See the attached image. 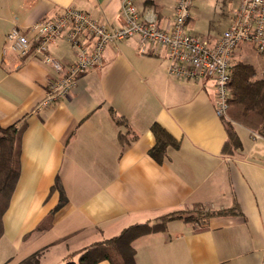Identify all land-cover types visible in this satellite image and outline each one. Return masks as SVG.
I'll return each mask as SVG.
<instances>
[{
	"label": "crops",
	"instance_id": "1",
	"mask_svg": "<svg viewBox=\"0 0 264 264\" xmlns=\"http://www.w3.org/2000/svg\"><path fill=\"white\" fill-rule=\"evenodd\" d=\"M171 1L136 0V6L167 28ZM237 1L223 0L219 16L203 30L189 16L188 30L213 42ZM120 6L121 0H0V127L25 122L19 177L3 214L0 264H18L41 249L38 264H61L67 254L130 224L195 205L234 212L203 223L175 218L164 230L135 238V264H264V137L234 123L241 148L223 152L227 134L215 113L213 80L170 75L164 48L140 53L138 38L131 37L107 45L101 65L80 74L66 97L38 108L53 71L31 55L3 52L12 27L32 37L35 23L66 7L114 26L121 22ZM49 52L63 63L77 56L65 32ZM233 60L252 65L255 79L264 74V51L249 44L238 45ZM111 108L126 124L113 121ZM152 123L177 141L161 162L149 154ZM56 176L66 201L48 229L36 230L58 204L51 189Z\"/></svg>",
	"mask_w": 264,
	"mask_h": 264
},
{
	"label": "built area",
	"instance_id": "2",
	"mask_svg": "<svg viewBox=\"0 0 264 264\" xmlns=\"http://www.w3.org/2000/svg\"><path fill=\"white\" fill-rule=\"evenodd\" d=\"M190 8L191 0H176L169 26L162 28L153 13L140 14L136 0H121V22L114 26L79 8L66 7L53 19L35 23L32 37L12 27L5 36L3 52L31 55L53 71L54 77L38 105L41 108L66 97L80 74L100 66L107 45L137 37L140 53H147L149 47L166 50L170 75L186 80H213L215 113L224 117L229 108L234 50L246 43L264 51V0H238L230 10L228 26L213 42L188 30ZM63 32L77 48L76 59L71 63L61 62L49 52L50 45Z\"/></svg>",
	"mask_w": 264,
	"mask_h": 264
},
{
	"label": "trees",
	"instance_id": "3",
	"mask_svg": "<svg viewBox=\"0 0 264 264\" xmlns=\"http://www.w3.org/2000/svg\"><path fill=\"white\" fill-rule=\"evenodd\" d=\"M255 70L252 65L236 62L229 81V108L221 117L227 138L222 150L232 154L241 148V141L235 130L234 123L241 124L251 131L264 137V74L261 78H254ZM113 121L118 125L126 124L123 116L110 109ZM25 129V122L19 120L0 127V237L3 234V214L10 204L20 170V142ZM150 129L155 137V143L149 154L156 161L161 162L166 148L177 146V141L170 136L158 123H152ZM52 190L58 191V204L50 210L46 217L36 226V230H45L51 226L53 213L64 204L66 197L56 176ZM197 216L184 215L183 210L172 211L160 215L153 220L137 222L124 227L117 235L92 242L77 251L67 254L61 264H99L107 260L110 264H135V249L132 241L147 233L164 230L168 221L182 218L187 222L203 223L206 218L217 214L234 212L232 208L222 210H202L195 205ZM42 250H38L21 260L18 264H38Z\"/></svg>",
	"mask_w": 264,
	"mask_h": 264
},
{
	"label": "rangeland",
	"instance_id": "4",
	"mask_svg": "<svg viewBox=\"0 0 264 264\" xmlns=\"http://www.w3.org/2000/svg\"><path fill=\"white\" fill-rule=\"evenodd\" d=\"M163 2L167 6L172 3L171 0H163ZM222 6L223 0H191L190 16L194 19L195 23L200 27V29L203 30L208 27L211 20L217 19ZM198 208H200V211H204L202 207ZM198 213L199 211H197V207L195 206L183 210L184 215L197 216ZM3 257L4 253H0V262L2 261ZM8 264H14V262H9Z\"/></svg>",
	"mask_w": 264,
	"mask_h": 264
}]
</instances>
